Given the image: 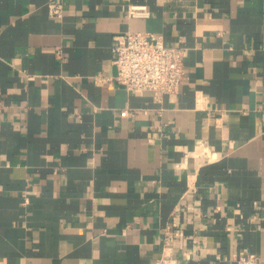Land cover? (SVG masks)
Masks as SVG:
<instances>
[{
	"label": "crops",
	"instance_id": "0c3cea01",
	"mask_svg": "<svg viewBox=\"0 0 264 264\" xmlns=\"http://www.w3.org/2000/svg\"><path fill=\"white\" fill-rule=\"evenodd\" d=\"M127 32L184 49L176 94L117 82ZM248 253L264 264V0H0V264Z\"/></svg>",
	"mask_w": 264,
	"mask_h": 264
},
{
	"label": "built area",
	"instance_id": "2783aa9c",
	"mask_svg": "<svg viewBox=\"0 0 264 264\" xmlns=\"http://www.w3.org/2000/svg\"><path fill=\"white\" fill-rule=\"evenodd\" d=\"M62 3L48 4L51 17H62ZM150 15L145 5H129L127 16L146 18ZM181 47L168 46L161 35L148 32H127L114 38L112 64L117 68L115 79L126 90L139 95L162 99L164 95L176 94L185 78L184 58ZM109 81V79H107ZM121 111L120 116H127ZM236 264H262L257 254H243Z\"/></svg>",
	"mask_w": 264,
	"mask_h": 264
}]
</instances>
